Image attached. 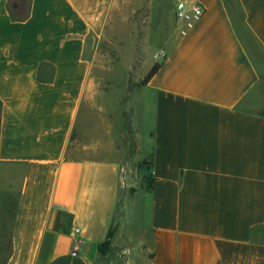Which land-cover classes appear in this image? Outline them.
Masks as SVG:
<instances>
[{"label": "crops", "instance_id": "1", "mask_svg": "<svg viewBox=\"0 0 264 264\" xmlns=\"http://www.w3.org/2000/svg\"><path fill=\"white\" fill-rule=\"evenodd\" d=\"M147 1L0 0V264H264V0L174 9L115 83Z\"/></svg>", "mask_w": 264, "mask_h": 264}, {"label": "rangeland", "instance_id": "2", "mask_svg": "<svg viewBox=\"0 0 264 264\" xmlns=\"http://www.w3.org/2000/svg\"><path fill=\"white\" fill-rule=\"evenodd\" d=\"M175 2L176 0H148L146 6H144V8L139 11L136 17L135 13L134 15H132L131 18L134 20L135 18L140 19L141 17L143 26H127L126 32L129 37L127 42L128 46L126 45L122 51L120 50L117 42L108 41L100 43L99 58L97 63H99L101 66L104 65L105 67L112 68H117L119 66L117 70H113V73L117 75V77L114 78L115 83H118V81L122 77V75L119 74L121 73L123 67H125L124 63L126 64L127 62H129L130 57L134 53V47H130V44L133 43L132 40L134 38V34H136L137 36L139 35V38H141V40L143 39V42L145 38L147 39L141 49L144 57L145 52L150 53V51L155 47L160 46V44L164 41L165 31L167 32V29H170L177 24L173 13L175 9ZM151 27L153 29H157H154L150 33L149 28L151 29ZM118 28L119 27H117V30ZM120 28L122 29V27ZM145 29H147V36L144 33ZM147 65L148 62L144 60L142 63L136 66L134 72H136V74L143 72L144 69H146ZM262 82H264V79H262ZM110 104L113 106L111 102ZM144 164L145 163L143 162H136L135 167L140 169Z\"/></svg>", "mask_w": 264, "mask_h": 264}, {"label": "built area", "instance_id": "3", "mask_svg": "<svg viewBox=\"0 0 264 264\" xmlns=\"http://www.w3.org/2000/svg\"><path fill=\"white\" fill-rule=\"evenodd\" d=\"M205 10L206 8L201 0H176L175 17L177 20L192 25L203 16ZM165 55L166 52L163 49H159L156 53V57L159 59ZM76 231H78V229H76Z\"/></svg>", "mask_w": 264, "mask_h": 264}, {"label": "trees", "instance_id": "4", "mask_svg": "<svg viewBox=\"0 0 264 264\" xmlns=\"http://www.w3.org/2000/svg\"><path fill=\"white\" fill-rule=\"evenodd\" d=\"M160 66L161 63L159 61L156 62L139 84H146L156 74ZM0 114H1V110H0ZM148 182H149V187H151L152 180H148ZM118 222H119V211H117L116 215L114 216V219L112 221L106 239L98 244V249L100 252L106 254L111 250L112 238L117 230Z\"/></svg>", "mask_w": 264, "mask_h": 264}]
</instances>
